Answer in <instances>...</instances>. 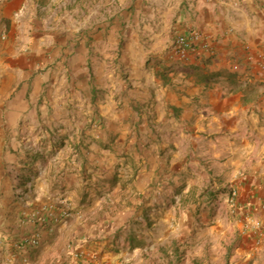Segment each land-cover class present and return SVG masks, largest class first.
Here are the masks:
<instances>
[{
  "label": "crops",
  "instance_id": "obj_1",
  "mask_svg": "<svg viewBox=\"0 0 264 264\" xmlns=\"http://www.w3.org/2000/svg\"><path fill=\"white\" fill-rule=\"evenodd\" d=\"M38 1L0 0V264H140L176 232L180 264H264V0H98L82 64ZM193 30L211 51L172 58Z\"/></svg>",
  "mask_w": 264,
  "mask_h": 264
},
{
  "label": "rangeland",
  "instance_id": "obj_2",
  "mask_svg": "<svg viewBox=\"0 0 264 264\" xmlns=\"http://www.w3.org/2000/svg\"><path fill=\"white\" fill-rule=\"evenodd\" d=\"M49 0H39L38 1V31H43V27L46 26L48 28H53L58 24V29H61L62 26L66 27L67 22H70L71 20H74V28L72 29V32L74 34V37L72 39V42L75 43L73 48L75 49L74 55L76 61L80 62L82 64L83 61V54L81 52L83 48V37L86 36L87 33H97L98 26L100 25V22L102 21L103 17L109 16V14H112L114 11L115 4L114 3H97L98 0H90L91 3H86V0H71L69 3H54L49 6L48 3H42ZM91 14V17L89 20L87 19V15ZM63 19L61 22L58 23V19ZM71 41V40H70ZM64 49V48H62ZM80 55V56H79ZM65 58L61 51L59 52L58 61L61 62V60ZM66 61H64L62 64L64 67H66ZM77 63V62H76ZM53 65V64H52ZM81 66V65H80ZM60 68V67H58ZM82 67L75 69V75L81 73ZM97 94L100 93V90L96 91ZM79 95L82 94V90L78 91ZM144 231L150 230V227H147V224L143 226ZM155 238L162 237V232H155L154 233ZM168 243L165 245H156L154 249V253H152L150 250H146L145 246L147 244L145 243L142 247H132L128 246V248H125V252H128V255H134L136 248H138L139 251V257L142 259L140 264H146L147 260L151 262V264H163L162 257L167 258L170 257V264H180L181 259L184 257V255H188L189 252L193 254L194 250L189 249L188 247L185 248L186 243L184 242L183 233H172L168 235ZM230 246V249H228V262L234 258L235 250L233 249L232 245H235V243L232 241L228 243ZM123 247H126L124 245ZM231 247L233 249V253H231ZM124 249V248H123ZM152 255L154 256V259H152Z\"/></svg>",
  "mask_w": 264,
  "mask_h": 264
},
{
  "label": "built area",
  "instance_id": "obj_3",
  "mask_svg": "<svg viewBox=\"0 0 264 264\" xmlns=\"http://www.w3.org/2000/svg\"><path fill=\"white\" fill-rule=\"evenodd\" d=\"M210 44L202 39L201 34L198 31H190L186 34H179L177 35L172 43L171 48V56L174 59L180 61H188L192 57L196 56L197 53L202 52H210ZM234 69H237V66H234ZM237 196L236 190L232 189L228 195V204L231 206L235 205V198ZM54 207H44V210L50 215H52ZM62 217H68L69 213L67 209H63ZM248 228L254 234V246H259L261 244L262 239L264 238V224L251 219L250 217L247 218ZM35 243V241H33Z\"/></svg>",
  "mask_w": 264,
  "mask_h": 264
}]
</instances>
